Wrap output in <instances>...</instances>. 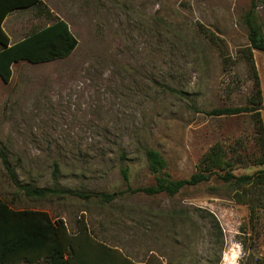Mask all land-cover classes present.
<instances>
[{"label": "rangeland", "instance_id": "374dc122", "mask_svg": "<svg viewBox=\"0 0 264 264\" xmlns=\"http://www.w3.org/2000/svg\"><path fill=\"white\" fill-rule=\"evenodd\" d=\"M43 2L53 17L68 23L78 43L68 58L21 59L12 64L8 82L0 77V148L19 184L115 197L104 203L73 193L27 196L1 160L0 197L14 208L61 217L70 232L77 231L81 217L96 239L137 262L264 259V236L247 206L217 181L184 187L173 196L119 192L126 188L120 151L126 153L132 187L154 183L142 145L160 152L172 178L196 171L198 159L215 142L258 151L253 113H206L245 105L255 94L241 21L249 0ZM258 10L264 35V0H258ZM49 22L41 15L35 27ZM253 60L264 124V53L254 49ZM257 168L264 163L235 172Z\"/></svg>", "mask_w": 264, "mask_h": 264}, {"label": "trees", "instance_id": "16d2710c", "mask_svg": "<svg viewBox=\"0 0 264 264\" xmlns=\"http://www.w3.org/2000/svg\"><path fill=\"white\" fill-rule=\"evenodd\" d=\"M9 5L10 11L34 7L36 14L45 15L51 22L10 45L0 26V77L3 81L10 80L12 64L21 59L40 63L65 59L73 53L78 43L76 36L63 18L52 16L43 0H10ZM2 18L1 14L0 23ZM241 21L246 28L247 36L244 56L253 73L255 94L245 105L220 106L206 113L213 116L253 113L258 151L247 152L244 148L236 151L235 148L227 149L221 142H215L198 159L196 171L185 178H172L165 169L166 162L160 152L150 146L142 145L141 151L149 172L154 176V183L135 187L127 183L130 165L125 151H120L119 170L126 188L119 192L146 195L165 193L173 196L184 187L212 179L218 182L217 187L228 189L233 200L247 206L250 221L264 236V168H257L249 173L235 172L249 165L264 163V124L258 111L261 91L253 60L254 49L264 53V35L259 18L258 0H249V6L242 14ZM167 89L181 94L180 90L173 87ZM0 160L6 171L10 173L13 182L27 196L45 198L73 193L83 198L92 196L104 203H110L115 197L114 193L105 191L83 192L55 185L19 184L1 148ZM54 165L57 169V163ZM40 262L43 264H146L145 261H134L116 247L96 239L87 222L81 217L78 219L77 231L70 232L61 217H53L41 209L14 208L0 197V264ZM239 264H264V259L247 256Z\"/></svg>", "mask_w": 264, "mask_h": 264}, {"label": "crops", "instance_id": "0c3cea01", "mask_svg": "<svg viewBox=\"0 0 264 264\" xmlns=\"http://www.w3.org/2000/svg\"><path fill=\"white\" fill-rule=\"evenodd\" d=\"M9 2L10 0H0V15L2 14L3 16L0 26L8 39V45L21 40L32 31L39 29L40 27L36 28L35 26L41 17V15L36 14V11L33 10L34 7L10 11ZM34 27L35 29H33ZM29 28V32L22 33Z\"/></svg>", "mask_w": 264, "mask_h": 264}]
</instances>
